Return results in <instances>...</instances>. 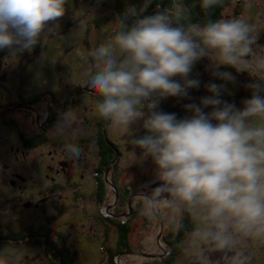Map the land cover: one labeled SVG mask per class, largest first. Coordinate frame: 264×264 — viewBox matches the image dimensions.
Instances as JSON below:
<instances>
[{"label":"clouds","instance_id":"obj_1","mask_svg":"<svg viewBox=\"0 0 264 264\" xmlns=\"http://www.w3.org/2000/svg\"><path fill=\"white\" fill-rule=\"evenodd\" d=\"M221 2L200 0V7L208 10ZM68 3L0 0V50L8 49L12 57L30 52L47 25L65 15ZM79 27H85L83 21ZM258 37L256 26L243 17L193 23L182 0H173L170 8L131 26L120 20L113 38L90 52L96 62L89 79L98 93L95 118L127 131L142 120L147 134L129 142L143 150V158L151 157L159 184L150 192L155 196L145 195L139 211L158 216L166 209L170 231L186 234L177 243L186 255L234 252L233 260L243 264L241 243L264 240V54L256 51ZM203 58L225 82L235 76L219 71L222 66L247 73L251 98L242 108L222 104L218 97L225 86L213 83L207 86L212 96L185 106L190 117L157 110L161 99L185 96L188 88L199 86V80L188 77ZM208 107L213 110L205 113ZM52 129L58 137H71L64 147L73 158L83 155L74 108L59 112ZM22 260L20 253L0 251V264Z\"/></svg>","mask_w":264,"mask_h":264},{"label":"rangeland","instance_id":"obj_2","mask_svg":"<svg viewBox=\"0 0 264 264\" xmlns=\"http://www.w3.org/2000/svg\"><path fill=\"white\" fill-rule=\"evenodd\" d=\"M123 1L119 4L117 0H69L65 15L47 25L40 42L30 52L24 51L12 57L8 49L0 50V57L12 64L8 69L19 76L20 98L34 94L42 97L36 108L44 117L52 96L49 92H52L57 100L65 99L59 103L60 107L53 106L55 109L58 107L57 114L69 107L74 108L82 128L77 142L84 151L79 159L65 150L64 146L71 137L56 136L52 126L44 132L46 141L43 144L30 149L24 158L20 157L15 162L17 170L26 177L25 180L19 179L20 188L13 189L7 181L1 182L4 187L0 188V231L16 230L21 234L31 231L39 235L35 244L28 243L27 236L23 240L0 241V251L7 249L9 254H22V264H52L59 257L60 249L64 258L67 255L72 258L71 264H107L119 235L118 227L109 217L128 219L130 226V248L115 257L117 264H161L160 259L167 255L166 235L174 234L163 218L167 210L161 209L158 216L142 215L139 211L145 195L155 196L150 192L159 184L151 157L143 158V150L129 142L139 137L142 120L131 125L129 131L106 124L107 136L119 153L104 171L107 183L104 200L98 198L95 171L99 158L94 141L99 126L94 115L98 97L89 83L90 73L96 71V62L90 52L113 38L120 28V20L129 26L138 19L137 14L146 5V0ZM239 1V5L227 7L220 19H248L259 31L256 51L264 54V0ZM182 3L187 8L188 0H182ZM130 9H135V16L127 14ZM81 21L85 25L83 29L79 27ZM200 71L203 72L202 77L199 76ZM219 71L232 72L235 76L234 82H225L223 92L230 104L242 108L243 101L249 99L248 95H243L251 91L247 86L252 78L247 73L238 74L234 69L223 66ZM188 78L199 80L196 94L161 99L158 109L175 107L183 118L190 117L192 113L186 111L185 106L199 105L202 98L211 96L207 86L216 81L217 76L208 58L198 61ZM173 79L183 83L179 77ZM61 105L64 109H60ZM212 110L208 107L204 112ZM27 115L21 111V127L33 130ZM113 162L115 167L111 166ZM62 166L64 170H61ZM55 167L59 172L50 171ZM51 175H55V179ZM52 185L55 189L46 188H52ZM38 187L45 188V205L42 208L25 206L26 199L19 202L11 198L12 192L21 191L27 197L28 190ZM48 239L52 241L51 248L57 251L56 254L43 251V242ZM187 256L179 253L173 264H186Z\"/></svg>","mask_w":264,"mask_h":264},{"label":"flooded vegetation","instance_id":"obj_3","mask_svg":"<svg viewBox=\"0 0 264 264\" xmlns=\"http://www.w3.org/2000/svg\"><path fill=\"white\" fill-rule=\"evenodd\" d=\"M10 64L11 63H7L0 57V188L4 187L1 182L7 181L11 188L16 189L21 186L19 179L22 178L25 180L26 177L17 170L15 162L19 161L20 157L24 158L27 151L46 141L44 132L55 125L58 116L56 111L58 107H60L59 103L65 102V99H63V101H60V98L57 100L55 95H53L52 92H49V96H52L49 99L46 108L48 111L46 112V115L42 117L38 112L39 110L36 108V105L40 103L42 97H39L38 94H34L33 96H22L20 98L19 86L17 85V78L19 76L11 69H8ZM246 95H248V98H251L252 91H248L243 97H247ZM53 106L58 107L55 109ZM60 109H64L62 105ZM23 110L28 113L27 116L31 120V129L33 130L21 127L20 114ZM24 115L26 114L24 113ZM39 121H41V123ZM37 128L39 129L37 130ZM39 140L40 142H38ZM48 167L51 168L49 165ZM62 167L61 170H64V167ZM3 168L6 170H3ZM53 170L56 173L59 172L57 167L54 169L52 168L50 171ZM46 175L49 174L47 173ZM51 177L52 179H55V175H51ZM46 188L55 189V185H52V188ZM44 191L45 188L43 187L28 190L26 194L27 197L24 196L25 194L21 191L16 193L12 192L11 198L16 199L19 202L26 199L24 201L25 206L42 208V206L45 205L43 203V199L45 198ZM30 232L28 234H21L20 231L17 232L16 230L7 232L0 231V241L2 242L5 239L13 241L17 239L23 240L25 239L24 237L27 236L28 243L35 244L39 235ZM185 235L186 234L182 236L181 240L185 239ZM46 236L47 235L44 237ZM51 246V240H44L43 251L47 254H52V252L56 254L57 251H55L54 248L52 249ZM239 250L243 253V264H264V240H246L241 243ZM170 252L171 247L169 246L166 254H169ZM181 252V249L176 252L175 258ZM59 253L61 259L64 256L62 255V249H60ZM234 255V252L225 254L209 249L199 256L188 255L187 257L189 259L186 264H190L193 261H195V264H237V262L233 260ZM53 262L59 264V258H55Z\"/></svg>","mask_w":264,"mask_h":264},{"label":"trees","instance_id":"obj_4","mask_svg":"<svg viewBox=\"0 0 264 264\" xmlns=\"http://www.w3.org/2000/svg\"><path fill=\"white\" fill-rule=\"evenodd\" d=\"M117 2L119 4H122L124 1L123 0H117ZM189 4L187 5V9L189 12V19L191 22L193 23H206L209 20H219L222 16L223 11L233 5H239V0H222V2L218 5L213 6L212 8L208 9V10H204L200 7V0H188ZM173 3V0H151L150 3H147V7H144L143 10H140V12L137 14V18H143L145 16H151L156 14L158 11H163L165 9H168L171 7ZM124 18V16H123ZM135 21V20H134ZM134 21L131 22V24L129 26H131ZM189 21H184V23H188ZM203 74L202 71H200V77H202L201 75ZM213 83L217 84V85H225V81L217 78L216 81H214ZM212 83V84H213ZM200 85V83H199ZM199 89V86L196 88H188L186 90L187 94L189 95H195L197 90ZM211 93V92H210ZM95 94L98 97V93L95 90ZM212 96V93H211ZM218 99H220L221 103H229V100L227 98V94L224 93L223 91H221ZM159 111H163L165 113H175L177 115V118H183L182 113L176 109L175 107H168V108H161L158 109ZM98 129H97V133L94 136V141L96 143L97 146V152H98V167L95 171V177L97 179V186H98V190H99V200L103 201L104 197H105V193H106V180H105V175H104V171L107 168V166L109 165V163H111L113 160H116V158L118 157V149L116 147V145L108 138L107 133H106V124L107 122L99 120L98 121ZM147 133L145 132V130L142 128V131L139 135L143 136L146 135ZM40 142V140L38 141ZM111 166L115 167V162H113L111 164ZM114 224H116V226L118 227V239L115 243V250L113 255H111L112 257L109 258V261L107 264H117L115 261V257L121 253L122 251H125L127 249H129V244H128V233L130 231V226L128 223V219L123 220L121 219H116V218H112L109 217ZM123 220V221H122ZM185 233L182 231L179 234H172L170 232V234L166 235L167 239L166 242L168 243V245L171 247V252L167 255H165L164 258L160 259L161 264H173L174 259H175V254L176 252H178L180 250L179 247H177V243L178 241H180L182 239V236ZM72 257V256H71ZM59 258V264H71L70 262L72 261V258H68V255L66 256V258H64V256L60 259ZM61 261V262H60ZM53 264H56L55 262H52ZM146 264H150L148 262H146ZM158 264V263H157Z\"/></svg>","mask_w":264,"mask_h":264},{"label":"water","instance_id":"obj_5","mask_svg":"<svg viewBox=\"0 0 264 264\" xmlns=\"http://www.w3.org/2000/svg\"><path fill=\"white\" fill-rule=\"evenodd\" d=\"M190 264H195V261L191 262Z\"/></svg>","mask_w":264,"mask_h":264}]
</instances>
